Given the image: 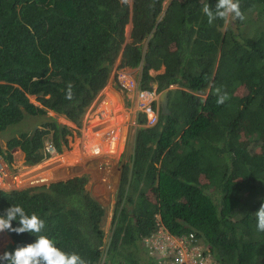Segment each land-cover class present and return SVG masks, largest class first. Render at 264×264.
I'll list each match as a JSON object with an SVG mask.
<instances>
[{
	"label": "trees",
	"instance_id": "obj_1",
	"mask_svg": "<svg viewBox=\"0 0 264 264\" xmlns=\"http://www.w3.org/2000/svg\"><path fill=\"white\" fill-rule=\"evenodd\" d=\"M215 2L132 0L130 9L123 0H0V131H13L0 156L8 164L16 147L29 164L48 156V137L57 152L68 148L70 130L48 110L79 124L118 56L120 66L141 65V88L155 82L168 95L155 123L137 113L107 242L105 207L83 174L0 187V215L11 205L35 213L45 222L40 234L88 264H159L143 242L158 221L176 235L193 232L215 264H264L254 215L264 202V0H239L244 19L227 27L202 12ZM216 88L228 94L223 104ZM6 231L4 252L37 235Z\"/></svg>",
	"mask_w": 264,
	"mask_h": 264
},
{
	"label": "rangeland",
	"instance_id": "obj_2",
	"mask_svg": "<svg viewBox=\"0 0 264 264\" xmlns=\"http://www.w3.org/2000/svg\"><path fill=\"white\" fill-rule=\"evenodd\" d=\"M127 3L132 9V0H128ZM131 25V20H129L126 25V42L130 40ZM119 62L120 56L112 64L107 82L81 115L79 124L72 119L57 114L53 110H48L50 115L55 116L61 124H64L70 130V134L67 135L68 148L64 147L62 152H57L56 150L49 152L48 156L32 164L25 162L23 154L19 152L20 150H17L18 147L12 148L13 161L11 164L6 162L10 175L0 179L1 188L11 189L35 186L75 174H83L86 178L88 189L105 207L103 221L105 242L108 241L111 233L121 166L122 163L128 160L132 151L134 133L138 126L136 122L137 113L142 112L138 107L135 110V98L128 95L129 88L126 85L129 83L126 81L124 84L125 78H129L132 86L140 87L141 65L130 68L120 66ZM151 72L155 73L156 70H151ZM171 86L174 87L176 85ZM154 87L151 90L156 91L155 106L158 107L162 90L158 91ZM31 100L34 101V98L31 97ZM26 118L28 121L31 119L36 121L30 115L26 116ZM113 123L118 124V131L112 133L114 134L112 138H116V141L111 140L112 144L109 145L106 142L107 134L103 132L98 135V133L105 130L107 126L110 127ZM102 128L104 129L102 130ZM96 133L98 135L97 138L101 141V147L91 152L93 143L87 140V136L89 135V139L91 135L94 136ZM12 135L11 127L0 131V145L5 147L6 140ZM47 142H49V137L46 138ZM85 153L90 157L84 158ZM65 154H67L66 160L61 157ZM77 156L79 160L74 158ZM40 169L42 171L35 172V170ZM43 170L46 172L44 173ZM42 172L44 173L43 175ZM35 174L41 175L35 176ZM10 241V236L6 230L0 232V255L3 254Z\"/></svg>",
	"mask_w": 264,
	"mask_h": 264
},
{
	"label": "clouds",
	"instance_id": "obj_3",
	"mask_svg": "<svg viewBox=\"0 0 264 264\" xmlns=\"http://www.w3.org/2000/svg\"><path fill=\"white\" fill-rule=\"evenodd\" d=\"M123 2L126 3L128 0H123ZM202 12L207 17L209 24L219 19L224 22L225 27L234 19H244L239 0H216L214 7L204 3ZM215 94L217 95V104H223L229 99L228 94L222 92L220 88L215 89ZM72 97V85L68 84L66 98L71 100ZM254 215L257 230L264 232V202L261 203ZM12 221H18L19 227L13 228ZM44 227V220L35 213L27 214L20 205H11L5 209L4 213L0 215V232L8 230L17 234L31 233L37 235H35L34 242L17 246L10 252L5 251L0 255V264H88V261L79 254L62 250L57 246L54 239L40 234Z\"/></svg>",
	"mask_w": 264,
	"mask_h": 264
},
{
	"label": "built area",
	"instance_id": "obj_4",
	"mask_svg": "<svg viewBox=\"0 0 264 264\" xmlns=\"http://www.w3.org/2000/svg\"><path fill=\"white\" fill-rule=\"evenodd\" d=\"M125 79L124 84L126 81L129 83L126 85L129 88L128 95L135 98V110L138 107L145 113L147 124L155 123L158 116V107L155 106L156 91L132 86L129 78ZM45 147L48 152L55 151L50 142ZM9 173L6 161L0 156V179L6 178ZM157 224L156 231L144 237L143 242L149 253L157 257L159 264H215L209 249L193 232L176 235L161 222L158 221Z\"/></svg>",
	"mask_w": 264,
	"mask_h": 264
},
{
	"label": "crops",
	"instance_id": "obj_5",
	"mask_svg": "<svg viewBox=\"0 0 264 264\" xmlns=\"http://www.w3.org/2000/svg\"><path fill=\"white\" fill-rule=\"evenodd\" d=\"M131 68V67H130ZM135 108V107H134ZM117 127H118V124H112L110 127L109 126H107L106 128H105V130H103L104 128H102V132H99L98 133V135L99 134H101V133H105V134H107V139H106V142L109 144V145H111L112 144V141H116V138H112V135H114V134H112V133H115V131L117 132L118 130H117ZM98 135H97V133L94 135V136H90L89 137V139H88V136H87V140L88 141H91L92 143H93V145H92V149H91V152H93V151H95V150H97V149H99L100 147H101V141H100V139L99 138H97L98 137ZM112 140V141H111ZM110 141H111V143H110ZM20 153H21V151H19ZM88 153H90V152H88ZM62 157V156H61ZM88 157H90L89 155H87L86 153H85V156H84V158H88ZM63 158V157H62ZM74 158H77L78 159V156L77 157H74ZM79 160V159H78ZM96 162V161H95ZM46 163V162H45ZM44 165H46V164H44ZM37 169H39V168H37ZM39 171H42V169H40V170H35V172L37 173V172H39ZM43 172H44V170H43ZM42 172V175L46 172H44L43 173ZM41 174H35V176H40ZM34 176V177H35Z\"/></svg>",
	"mask_w": 264,
	"mask_h": 264
},
{
	"label": "water",
	"instance_id": "obj_6",
	"mask_svg": "<svg viewBox=\"0 0 264 264\" xmlns=\"http://www.w3.org/2000/svg\"><path fill=\"white\" fill-rule=\"evenodd\" d=\"M152 86H156V83L152 82ZM167 104H168V95H167V90L164 89L160 93V106H161L163 112H167L168 111Z\"/></svg>",
	"mask_w": 264,
	"mask_h": 264
}]
</instances>
